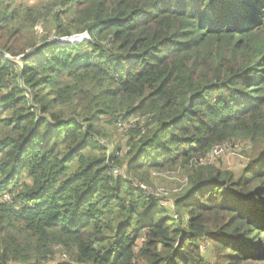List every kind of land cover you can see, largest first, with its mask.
<instances>
[{
  "label": "trees",
  "instance_id": "1",
  "mask_svg": "<svg viewBox=\"0 0 264 264\" xmlns=\"http://www.w3.org/2000/svg\"><path fill=\"white\" fill-rule=\"evenodd\" d=\"M28 1L0 0V264H264V0ZM178 166L182 222L134 185Z\"/></svg>",
  "mask_w": 264,
  "mask_h": 264
},
{
  "label": "rangeland",
  "instance_id": "2",
  "mask_svg": "<svg viewBox=\"0 0 264 264\" xmlns=\"http://www.w3.org/2000/svg\"><path fill=\"white\" fill-rule=\"evenodd\" d=\"M28 3L32 6H37L42 10V13H57L60 10V7H56L55 0H30ZM53 18V15L51 16ZM47 27V28H46ZM35 35L38 42H42L45 37L54 38V41H58L59 43H63V38H57L55 36V30L51 28L50 21H43V23H39L35 27ZM57 39H60L57 40ZM62 39V40H61ZM127 127L128 124L123 123L119 126L118 130V138L122 140L123 143L127 141ZM223 150L220 149L212 159L205 160L206 164H210L215 169H220L223 171L226 170H234L237 173L246 165L248 160L253 155V147L248 141L240 140L234 141V143H226L222 145ZM192 167H189L190 171ZM129 181L134 180V176L127 177ZM134 183H137L136 181ZM189 184V173L186 168H182L180 166L172 168V169H164L160 171H152L150 173V179L148 183L145 185L147 190L151 192H155L156 197L160 199L161 205L167 208L172 213L178 215V219L176 222H182L186 220V216L182 213H178L176 210V202L179 196L183 195L186 192ZM0 196V200H1ZM201 249L203 255L208 260L216 259V249L211 244V242L202 241ZM57 254L53 261H50L46 264H63L68 262L69 258L64 255L63 251L57 248Z\"/></svg>",
  "mask_w": 264,
  "mask_h": 264
},
{
  "label": "built area",
  "instance_id": "3",
  "mask_svg": "<svg viewBox=\"0 0 264 264\" xmlns=\"http://www.w3.org/2000/svg\"><path fill=\"white\" fill-rule=\"evenodd\" d=\"M74 36L77 37V38H79V39H82V40H84V39H90V36L87 33H85V34H78V35H74ZM70 42L68 41V42H63V43H70ZM7 56H8L9 59H12L13 58L10 55H7ZM220 149L223 150L222 145L221 146L220 145L216 146L213 149V151L211 152V154H210V156H209V158L207 160L209 161L210 159H212L214 157V154H216ZM112 172H113L114 175H118V174H123L124 173L122 170H120L118 168H114ZM134 185L136 187H139L141 189V191L143 193H145L146 195H148V196L149 195L155 196V197L157 196L154 191L151 192L150 190H147V188L145 186L146 184H144V183H138L137 182V183H134ZM3 199H6L7 201H10L11 198H10L9 194H5L4 197H3ZM174 216H175V218H178V215L177 214H174Z\"/></svg>",
  "mask_w": 264,
  "mask_h": 264
},
{
  "label": "water",
  "instance_id": "4",
  "mask_svg": "<svg viewBox=\"0 0 264 264\" xmlns=\"http://www.w3.org/2000/svg\"><path fill=\"white\" fill-rule=\"evenodd\" d=\"M57 40H59L60 41V39H57ZM62 40V39H61ZM62 41H65V42H70L71 41V43H74V42H78V41H82V39H79V38H77V37H75V36H72V37H70V38H63V40Z\"/></svg>",
  "mask_w": 264,
  "mask_h": 264
}]
</instances>
